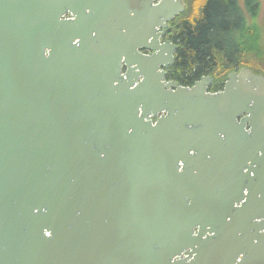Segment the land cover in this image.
<instances>
[{
    "label": "water",
    "instance_id": "1",
    "mask_svg": "<svg viewBox=\"0 0 264 264\" xmlns=\"http://www.w3.org/2000/svg\"><path fill=\"white\" fill-rule=\"evenodd\" d=\"M184 11L0 0V264H264V76L166 82Z\"/></svg>",
    "mask_w": 264,
    "mask_h": 264
},
{
    "label": "trees",
    "instance_id": "2",
    "mask_svg": "<svg viewBox=\"0 0 264 264\" xmlns=\"http://www.w3.org/2000/svg\"><path fill=\"white\" fill-rule=\"evenodd\" d=\"M247 4L250 10L251 0ZM202 6H194L180 16L175 32L178 56L167 79L192 87L203 77H211L212 88L218 92L232 71L248 68L264 76V55L253 46L260 42L252 26L256 24L257 8L247 26L236 0H206ZM250 51L261 63L245 64Z\"/></svg>",
    "mask_w": 264,
    "mask_h": 264
},
{
    "label": "flooded vegetation",
    "instance_id": "3",
    "mask_svg": "<svg viewBox=\"0 0 264 264\" xmlns=\"http://www.w3.org/2000/svg\"><path fill=\"white\" fill-rule=\"evenodd\" d=\"M181 1L184 6H185V12H187L188 9V4L183 1V0H179ZM206 0H195L194 1V6H197L199 9H202V3L204 4ZM237 2V6L238 8L240 9L241 13L243 12L244 16H245V21H246V25H250L252 23V20H253V10L255 8H257V17H258V14H259V11H261V3H262V0H251V7H250V10H248V2L249 0H236ZM159 2L155 3V4H158ZM184 13H180L178 16H176L173 20L171 21H167L165 24H166V28L162 27V26H159L157 27L156 29V35H160L159 37V44L161 46H166V45H170V47L168 46L167 48V51H165V59H164V65L163 66H160L159 67V70H158V73H161V74H164L165 75V81L166 82H173V83H176L178 84L180 87H184V86H181L178 82L176 81H173V80H168L167 77L168 75L171 73L172 69L174 68V65L176 63V59H177V56H178V42L175 40V32H176V29L178 28L179 24L178 21L181 19L180 16L183 15ZM264 19V18H263ZM149 43L151 44H154L152 42V39H150ZM139 53L142 55V56H145V57H152L154 56L155 54H157V51H154L152 49H139ZM171 61V62H170ZM240 70H235V71H232L229 76L232 74V73H239ZM228 76V77H229ZM203 78H207V77H203ZM202 78V79H203ZM201 79V80H202ZM228 79V78H227ZM200 80V81H201ZM199 82V81H198ZM197 82H195L196 84ZM226 83V81H225ZM225 83H224V86H225ZM194 84V86H195ZM194 86L192 87H184V88H193ZM213 84L210 85L208 87V91L207 93H210V94H214V93H218V92H221V91H218V92H215L213 90ZM224 89V87H223ZM247 116L243 115L240 119H243ZM246 130L249 131L250 130V126H249V123H246ZM187 255L189 253H186Z\"/></svg>",
    "mask_w": 264,
    "mask_h": 264
},
{
    "label": "rangeland",
    "instance_id": "4",
    "mask_svg": "<svg viewBox=\"0 0 264 264\" xmlns=\"http://www.w3.org/2000/svg\"><path fill=\"white\" fill-rule=\"evenodd\" d=\"M188 4V9L189 12L192 10V8H194V1L195 0H183ZM261 11H259L258 17L256 19V24L252 23V26H254L255 32L257 34V36L260 39V42L258 43L256 41V44L253 45L254 48L256 49V51L260 52L262 55H264V0H262L261 3ZM246 63L245 64H259L261 63V61L254 56L253 51H250L246 58H245ZM257 67L259 65H256Z\"/></svg>",
    "mask_w": 264,
    "mask_h": 264
}]
</instances>
